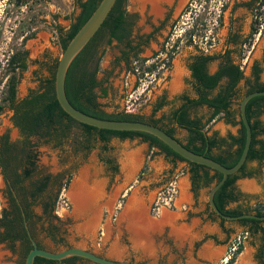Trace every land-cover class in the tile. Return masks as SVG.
<instances>
[{
  "label": "rangeland",
  "instance_id": "374dc122",
  "mask_svg": "<svg viewBox=\"0 0 264 264\" xmlns=\"http://www.w3.org/2000/svg\"><path fill=\"white\" fill-rule=\"evenodd\" d=\"M195 1L199 11L208 2L207 0ZM222 2L223 0H210L212 11L210 17L216 19L215 9L219 8V3ZM198 3L201 6H198ZM78 11L79 7L76 0H0V104L4 95L5 83L10 74L6 70V60L12 51L20 46L27 50V68L19 75L16 84V97L19 98L29 90L37 88L39 82L49 75L51 65L57 61L62 50L55 25L63 32L66 31ZM210 23H213V20H210ZM185 26L181 25V27ZM210 29V36L213 38L210 42L214 44L211 52H216L223 41V30L220 29V25L215 24L210 25ZM31 32L32 35L29 36ZM27 35L29 37H26L22 42V37ZM168 44H171V40L168 41ZM151 47L157 48L153 42L148 43L139 57L128 64L123 61L115 64L114 60L118 56L119 45L114 40L100 47L101 58L96 80L103 81L102 87L105 88L106 95L98 97L97 101L104 110L125 111L126 92L129 88L135 87L138 82L142 83L139 90L145 85H147V89L143 90V93L133 102L132 107L134 109L128 112L149 115L152 106L162 97L164 103L154 114V117L167 115L171 106L177 104L176 93L178 90L189 96L194 95L191 78L184 67L187 56L191 52L195 53L196 47L193 44L180 43L179 48L173 54L165 56L162 53L159 56L162 59L158 63H153L152 58L149 57ZM257 52L258 50L255 49L252 57L257 56ZM141 58L145 60H141ZM216 62L213 60L208 65L209 72L214 69ZM133 67L136 68V71ZM179 70L181 73L177 76ZM246 72L247 70L244 68V76H246ZM126 76L128 78L127 85L124 84ZM138 77H140L139 81L137 80ZM174 78H179V85H173ZM238 87L243 91L242 81L238 83ZM95 93L96 95L99 94L98 88H95ZM230 109L233 113V120L236 121L239 116L237 103L234 102ZM10 113L6 107L0 110V134L7 130L10 139H14L18 134L15 127L10 125ZM209 113L210 110L205 106L191 108L189 111L190 116H198L202 120H205ZM260 118L264 120V113L260 115ZM169 125L173 127V135L185 142L186 131L174 124ZM237 126V124L226 122L224 116L219 114L208 125L207 134H214L217 138H226L228 134H236ZM32 142L36 144L34 149L36 151L35 164L37 170L50 175L61 171L64 175L63 179L69 177L67 185L58 191L56 197L55 211L59 215V220L50 219L51 223L57 226L55 240H51L40 229L41 226L46 227L49 218L41 215L40 220L35 223L36 237L46 249L56 251L65 246H84V249L105 258L123 259L135 264H210L208 257L204 255V244L208 242L222 243L223 250L213 261L216 263L220 258L227 255L229 248L238 236L242 249L236 254L232 264H261L256 257L261 244V233L245 232L246 228L237 220L224 219L220 221L216 215L210 216L206 199L208 188L205 186L198 187L196 191L192 192L189 207L185 206L183 209L184 211L190 210L189 220L191 217L196 220L195 240H192L191 237L185 241L170 239V231L162 234V229H159L157 230L158 240L153 243V250L143 252L145 250L141 251L133 246L129 238L131 234L128 233L125 225L122 223L124 226H120L116 223V219L112 218L115 210L113 206L118 199L114 189L126 179L121 166L125 164L127 158L132 159L135 156L137 159L135 164L139 160L138 167L128 179L134 180L133 184L140 186L143 193L150 195L151 199H156L160 190L163 191L160 196H168L169 194L165 192V189L168 187V183L176 178L177 193L174 197V201H176L170 207L176 209H181V200H177L180 196L181 187L184 183L186 187H189L190 183L188 165L185 161L166 157L158 148L149 147L147 142L138 137L120 139L116 136H110L106 142H101L95 136L84 135L77 125L69 127L68 133L60 139L58 146H54L53 140L44 142L43 139L33 138ZM85 144L88 145V148H84ZM219 150L216 148L213 153H217ZM107 160L110 163H106ZM246 167L255 171L257 177H239L235 180L233 190L237 196L238 193L241 195L235 201L227 202V209H251L257 203L264 202V159L259 163L249 161ZM82 168H87L85 175L84 172L83 174L80 173ZM83 177L85 186L90 191L94 189L97 193L96 197L88 201L84 208L78 209L71 200L69 192L77 185L79 178L82 179ZM63 179L62 181H64ZM1 186L0 181V189ZM109 198L111 200L107 204L106 201ZM64 200L69 204V208L65 207ZM4 207H6L5 198L0 191V210ZM40 209L39 204L36 205L34 207L35 213L40 214ZM96 215L97 219L92 221L91 219ZM150 216L156 217L153 210ZM89 221L93 227L87 225ZM260 226L264 229V222H261ZM106 231L109 237H107L106 242H102L101 240L107 234ZM115 236L119 237V241L115 239ZM166 237L170 239V243L167 241L163 243L162 239H167ZM58 238L63 240L59 242L57 241ZM96 242L99 243L98 246L94 245ZM115 243L117 248L128 247L129 250H121L115 254L109 252L108 248ZM261 260L264 263V250ZM18 261V243L14 242L9 245L7 242H0V263L18 264ZM74 264L96 263L88 260H75Z\"/></svg>",
  "mask_w": 264,
  "mask_h": 264
},
{
  "label": "trees",
  "instance_id": "16d2710c",
  "mask_svg": "<svg viewBox=\"0 0 264 264\" xmlns=\"http://www.w3.org/2000/svg\"><path fill=\"white\" fill-rule=\"evenodd\" d=\"M98 2L99 0H76L79 11L68 29L63 32L62 29L55 25L61 49L64 48L67 41L88 18ZM124 3L125 0L114 1L100 27L69 63L63 85L66 99L75 109L88 115L109 120H137L150 123L163 129L173 137H175L173 135V127L168 126V124L175 123L179 128L186 131L185 142L175 137L184 147L197 154L211 158L225 167H231L238 159L244 142V128L240 118L234 121L233 113L230 110L234 102L238 105V94L235 91V85L242 77L239 64L227 61L223 65H218L217 69L210 73L207 71L206 65L208 61L216 56L212 54L193 55V61L188 64V69L192 79L191 85L194 97L181 96V104L170 113L168 118L162 116L154 117L155 112L163 104V100L158 101L152 107L149 115L125 112L123 110L106 111L97 101L98 97L106 95V90L102 87L103 81L96 80V73L101 58L100 47L103 44H109L112 40H116L118 43L124 41L125 33L122 20ZM30 35H32V32ZM29 36H23L21 41L23 42ZM128 55L127 52L122 51L119 56L115 57V64L119 61H125V64H128L130 62ZM55 64L56 61L51 65L49 75L39 82L37 88L29 90L24 96L18 98L16 97V84L19 75L27 68V50L20 46L14 49L6 60V70L10 74L5 83L0 110L3 107L10 110L9 121L12 126L16 127L18 135L16 138L10 139L7 130L0 134V172L4 180L10 182L7 193L11 202L10 205L1 209L0 242H7L9 245L14 242L18 243V264H23L25 254L32 247L28 231L35 240L37 247L44 248L36 237L35 223L32 218L37 214H35L34 207L39 203L45 194L44 192L48 191L46 189L48 188V179L51 175L37 170L35 164L36 151L34 149L36 144L32 142L33 138L43 139L44 142L53 140L54 146H58L60 139L66 136L69 127L72 125L80 127L84 135L95 136L101 142H106L110 136H116L120 139L138 137L142 141L147 142L149 147L158 148L166 157L177 158L187 163L192 192L201 186L209 188L213 182L218 181L221 177V174L216 170L183 159L149 133L136 130L101 129L73 120L59 107L55 99L53 88ZM95 88L99 89L98 95L95 93ZM254 90H264V83L246 87L245 93ZM263 99L264 95L254 96L246 102L245 116L251 130V139L246 158L235 173L227 175L212 195V200L217 209L224 214L237 215L248 212L264 215V204H258L254 211L226 208L227 202L235 201L238 197L233 190L235 180L240 176L250 174L243 171L245 161L264 158V139L259 138L260 134H264V125L259 127V121L256 119L259 112L252 109V105H260ZM199 106H205L210 110L205 120L189 114L191 108ZM219 114L224 116L226 122L239 126H237L236 134H228L226 138H217L214 134H207L208 125ZM84 148H88V145L85 144ZM216 148L220 149L219 152L213 153ZM107 162L109 161L107 160ZM68 178L67 176L63 182L57 185L55 196H57L61 188L67 185ZM11 188L15 189V196L12 194ZM15 198H17L18 203H16ZM28 198L31 200L29 201ZM53 203L49 212L54 210ZM207 209L210 216L215 215L208 204ZM40 210L41 213L37 214V217L40 218L41 215H45L46 218H49L47 224L51 223L50 219H53V216H49V213L43 207ZM218 218L220 221L224 220L223 218ZM23 221L26 222V228L23 225ZM237 221L246 228L245 232L252 234L261 233V244L256 257L259 263L264 264L261 260L264 250V229L260 226V223L264 222V220L239 218ZM41 228L45 230L49 227L47 225ZM48 235H50L51 240H55L54 236ZM62 240V238H58L57 241L61 242ZM241 249V244H238L228 260L229 264H232L236 254ZM77 258V256H69L61 260H52L36 256L33 264H55L57 261L74 264V260Z\"/></svg>",
  "mask_w": 264,
  "mask_h": 264
},
{
  "label": "flooded vegetation",
  "instance_id": "af4514ba",
  "mask_svg": "<svg viewBox=\"0 0 264 264\" xmlns=\"http://www.w3.org/2000/svg\"><path fill=\"white\" fill-rule=\"evenodd\" d=\"M200 1V0H199ZM205 3V6L202 7L201 11L196 7L197 2L195 0H125L123 7V31L125 33V39L123 42L118 43L114 40L117 45H119L118 56L122 53V51L127 52L128 58L130 61H133L135 58L139 57L143 48L148 45V43L153 42L154 45L157 46L156 49L154 47L150 48V58L153 63H158L162 58L159 56L163 53L165 56L169 54V48H179L180 43H188L193 44L196 47V52L193 53L188 59H190L189 63L193 61V55H211V48L214 47L210 41L213 39L211 35L210 25H220L222 21V15L225 8L228 6L231 0H223L222 3H219V8L216 10V19L210 17L211 6L210 0ZM263 0H240L233 3L230 7V13L238 7L241 9V14L238 17L233 18L236 22L238 20V24L232 27L231 23L233 19L231 15L229 16L230 27L228 31L223 36V41L226 44L231 45L230 48L220 47L222 50L220 53L218 52V56L214 59L208 61L206 68L208 71V65L213 61H217V65L214 71L217 69L218 65L224 64L227 61L233 64H239V68L242 71V77L235 85V91L238 94V103L240 98L245 95L246 87L251 85H255L257 83L263 84L264 80L261 79V72L264 70V9H261ZM193 2V3H192ZM198 6H201L198 3ZM188 9V10H187ZM187 10V11H186ZM215 13V12H213ZM187 15V16H185ZM260 17V20H258ZM237 18V19H236ZM210 20H213V23H210ZM210 24V25H209ZM181 25H186L185 27H181ZM233 28V29H232ZM174 37V38H173ZM171 40V44H168V41ZM246 48V49H245ZM255 49L258 50V55L256 57H252ZM136 54L135 56H133ZM213 55V54H212ZM193 56V57H192ZM142 57V56H141ZM144 58H141L143 60ZM145 60V59H144ZM125 63V61H123ZM250 62V63H248ZM188 63V64H189ZM187 64V68H188ZM249 64V65H248ZM248 65V66H247ZM248 67L249 73L244 76L243 69ZM189 70V69H188ZM209 72V71H208ZM190 74V70H189ZM223 81V79H222ZM242 81L243 91L238 87V83ZM255 91V90H254ZM242 92V93H241ZM263 96V95H260ZM252 109L259 114L256 116V119L259 121V127L264 125V120L260 118V115L264 113V99L261 101L260 105H252ZM191 110V109H190ZM231 110V109H230ZM238 111V105H237ZM239 119V117H238ZM239 127V126H238ZM259 138L264 139V134H260ZM261 160L257 159H249L245 161V165L243 168L244 172H248L250 174L243 175L240 177H257V173L252 169H248L246 167L247 162L255 161L257 163L261 162ZM106 163H110L106 161ZM54 175L48 179V188L43 194V197L37 203L39 207H43L49 213V216L52 215L53 219L56 221L59 220V215L57 211H55L56 197L55 193L57 191V185L60 182H63V173L58 171ZM64 172V171H62ZM239 178V177H238ZM64 180V179H63ZM0 181H1V193L5 198L6 206L10 205L11 202L9 200V196L7 193L8 184L10 182L4 180L1 172H0ZM191 188V186H190ZM234 189V188H233ZM191 190V189H190ZM264 191V185H263ZM12 194L15 196V189L11 188ZM127 191H122L118 194V199H116V203L114 204V213L112 218H115L120 208L117 207V204L124 202ZM241 194L238 193V197ZM16 203H18L17 198H15ZM30 201L31 199L28 198ZM52 202H54V210L49 212ZM154 202V198L150 199L148 203V213L150 214L152 210H154L152 204ZM254 206L251 209L244 208L242 210H250L254 211L257 207ZM66 208H69L67 203H64ZM36 207V206H35ZM245 213V212H244ZM248 213V212H247ZM1 214V210H0ZM36 214V213H35ZM254 214V213H253ZM38 215H34L32 221L36 223L40 220ZM264 220V219H263ZM23 225L26 228V222L23 221ZM48 229L42 230L47 237L50 238L51 234L56 238L55 232L57 230V226L55 224L49 223ZM46 225V226H47ZM29 239L31 237L30 232L28 231ZM99 234V231H98ZM35 241V240H34ZM45 248V247H44ZM99 255V254H98ZM75 260H86L84 258L78 257ZM74 260V261H75ZM89 261V260H88ZM57 263H65L62 261H57ZM210 264H215L211 262Z\"/></svg>",
  "mask_w": 264,
  "mask_h": 264
},
{
  "label": "water",
  "instance_id": "95a60500",
  "mask_svg": "<svg viewBox=\"0 0 264 264\" xmlns=\"http://www.w3.org/2000/svg\"><path fill=\"white\" fill-rule=\"evenodd\" d=\"M114 1L115 0H99L96 7L88 16V18L77 29V31L72 35V37L65 44L64 48L61 50V53L58 56L55 64V69L53 74L54 95L59 107L69 117H71L73 120H75L78 123L90 125L96 128L107 129V130L143 131L155 136L183 159L197 164H201L210 169L216 170L221 174L220 179L211 184L206 194L207 204L216 216L226 220H237L239 218H255V219L263 220L264 215H256L247 212L237 215L224 214L217 209L216 205L212 200V195L214 191L222 184V182L225 180L227 175L235 173L246 158L249 142L251 139V130L248 120L245 116V104L251 97L264 95V90L251 91L243 95L239 100L238 114L244 128V142L241 152L238 156V159L231 167H225L224 165L220 164L219 162L211 158H208L201 154H197L187 149L178 140H176L175 137L166 133L163 129L159 128L158 126L137 120L135 121L109 120V119L94 117L75 109L68 102V100L65 97L64 87H63L66 69L69 63L71 62V60L73 59V57L77 54V52L86 44V42L94 35V33L100 27L102 21L106 17ZM10 125H12L11 122ZM15 130L17 131L16 127ZM128 203H129L128 198L124 202L120 203L119 208L121 212L119 216H122ZM162 208L160 209V211H162ZM159 214L160 212L157 215ZM30 243L32 247L25 254L23 259V264H33V260L36 256L46 259H52V260H61L69 256H77L89 260L96 264H135L132 261H127V260H112L109 258H105L101 255H98L94 252H91L79 246H65L60 250L52 251L46 248L37 247L36 242L32 237H30Z\"/></svg>",
  "mask_w": 264,
  "mask_h": 264
},
{
  "label": "crops",
  "instance_id": "0c3cea01",
  "mask_svg": "<svg viewBox=\"0 0 264 264\" xmlns=\"http://www.w3.org/2000/svg\"><path fill=\"white\" fill-rule=\"evenodd\" d=\"M240 0H235V2H238ZM233 3V0L230 1V3L228 4V6L225 8L224 12H223V15H222V21H221V24H220V29L223 30V36L224 34L228 31V28L230 27V22H229V16L231 15V18H235V17H238V15L241 14V9L236 7L232 13H230V7H231V4ZM229 18V19H228ZM237 19V18H236ZM236 24H238V20H235L233 19L231 25L232 27L235 26ZM233 29V28H232ZM227 48H230L231 45L229 44H226L224 43V41H222L221 43V46L220 47H226ZM222 50H220V48L218 49V51L216 52H211V54L213 55H217L218 52L220 53ZM193 54V52H191L188 56H187V60L185 62V69L186 71L189 73V70L187 68V64L189 63L190 59H188L191 55ZM253 55V54H252ZM258 55V54H256ZM218 56V55H217ZM253 57H256V56H253ZM250 63V62H248ZM216 65H217V62H216ZM215 65V67H216ZM249 65V64H248ZM247 65V66H248ZM214 67V69H215ZM214 69L211 71L213 72ZM245 69L247 70L246 72V75L249 73L248 71V67H245ZM210 72V73H211ZM179 73H181V71L179 70L178 71V75L179 76ZM190 76V74H189ZM191 78V77H190ZM125 82L124 84L127 85V82H128V78L126 76L125 78ZM261 79L264 80V70L261 72ZM191 82H192V79H191ZM180 81H179V78H174V81H173V85H179ZM178 87V86H177ZM183 95H187L186 93H183L182 91L178 90V92L176 93V100H177V104L171 106L169 112L167 115H160L162 117H169L170 116V113L175 110L180 104H181V99L180 97L183 96ZM189 96V95H187ZM189 97H194L193 96H189ZM163 100V103H164V99L161 97L159 101ZM157 103V102H156ZM154 106V105H153ZM152 106V107H153ZM152 109V108H151ZM160 109V108H159ZM158 111V110H157ZM156 111V112H157ZM155 112V113H156ZM158 116V117H160ZM215 119V118H214ZM213 119V120H214ZM212 120V121H213ZM211 121V122H212ZM210 122V123H211ZM174 125H176L175 123H173ZM177 126V125H176ZM178 127V126H177ZM133 155H137V154H133ZM131 155V156H133ZM130 156V157H131ZM139 159V158H138ZM139 161V160H138ZM138 161L136 163V166L132 169V171L130 172V174L126 175V179L124 181H122L121 185L117 186L115 189H114V192L117 193V195L122 192V191H127L128 194L126 195L127 197H125L124 201L127 200V198L129 199V203L126 207V209L124 210L123 214L129 209V207L132 205V203L136 202V203H139L141 209H142V213L144 214L145 218L152 221L153 223L157 224V227L152 229L151 226L148 227L147 229V234H148V237H146V246L145 248L141 245H138L133 239L132 237V233L128 230V228L126 226H124L120 219H121V216L120 215V210L119 212L117 213V216L114 218L116 219V223L120 224V226H124L125 228H127V231L130 235V241L131 243H133V246L143 252H150L153 250V243L157 240H158V234H157V230L159 229H162V234L165 233L166 231H170V235H169V238H173V239H176V240H181V241H185V240H189V237L192 238V240H195V234L197 232H194V227H195V218L194 217H191L190 220L188 219L189 218V215H190V210H183L185 206H188L190 205V199L192 197V191L190 190V183H189V187H186L185 183L183 184V186L181 187V192H180V196H178L177 200L180 201V208H164L159 215H157L156 217H152L150 216V214L148 213V203L151 199V196L149 195H146L145 193H143L142 189L140 186L138 185H134L133 182L134 180H130L128 179L130 177L131 174H133L136 170V168L138 167ZM122 170L124 171V164H122L121 166ZM86 170L87 168H82L80 171V173L83 174L84 172V175L86 173ZM83 175V176H84ZM125 178V177H124ZM237 180V179H236ZM237 183V182H236ZM188 186V185H187ZM130 197V198H129ZM176 201V200H175ZM120 204H118L117 207H119ZM122 214V215H123ZM92 220V219H91ZM87 225H91V221H89L87 223ZM93 227V226H92ZM90 231V230H89ZM225 231V230H224ZM167 232V234H168ZM107 233V231H106ZM108 236V233L105 235V238H103V240H101L102 242H106V239H107ZM118 236H115V239L118 240ZM167 238V237H166ZM167 238V239H162L163 243L164 241H167V242H171L170 239ZM119 241V240H118ZM141 241V239H140ZM219 243V242H217ZM95 246H98L99 243L96 242L94 244ZM79 247H82V246H79ZM84 248V246L82 247ZM96 249V248H95ZM109 249V252L111 251L112 253H118L120 252L121 250H129L128 247H123V248H117V245L115 243V245H112V247L108 248ZM203 249H205V253L204 255L208 257V260L209 262H213L218 256L219 254L222 252L223 250V246H222V243L221 244H214L213 242H208V243H205L204 244V247ZM94 250V249H93ZM95 251V250H94ZM207 252V253H206ZM112 257H116V256H112ZM112 259V258H110ZM112 260H123V259H112Z\"/></svg>",
  "mask_w": 264,
  "mask_h": 264
},
{
  "label": "bare ground",
  "instance_id": "6f19581e",
  "mask_svg": "<svg viewBox=\"0 0 264 264\" xmlns=\"http://www.w3.org/2000/svg\"><path fill=\"white\" fill-rule=\"evenodd\" d=\"M153 1H157V0H153ZM136 160L137 159L135 158V156H133L132 159L130 158L126 159V162L124 164L125 176L128 175L131 172V170L135 167ZM83 179L84 177L82 179L79 178V180L77 181V185L73 188L71 192H69L70 193L69 196L71 200L73 201L75 206H77L78 209L84 208L88 201L96 197V193H97L93 188H92L93 190L90 191V189L85 186L86 185L85 180L83 181ZM100 194L102 193L100 192ZM109 200L111 199L109 198L106 201L107 204ZM96 219H97V215L96 217L92 218V221H95ZM120 221L128 228V230L132 233L133 239H135L134 241L138 245H141L142 248L143 247L145 248L147 243L146 237H148L147 234L148 227L151 226L152 229L157 227V224L145 218L139 203L136 202L132 203L129 209L122 215Z\"/></svg>",
  "mask_w": 264,
  "mask_h": 264
},
{
  "label": "built area",
  "instance_id": "2783aa9c",
  "mask_svg": "<svg viewBox=\"0 0 264 264\" xmlns=\"http://www.w3.org/2000/svg\"><path fill=\"white\" fill-rule=\"evenodd\" d=\"M261 9H264V0L262 1V5L260 7ZM258 20H260V17H258ZM168 50H169V55L173 54L174 51H176V48H169L168 46ZM148 61V60H146ZM153 65V64H152ZM149 67V66H148ZM134 71H136V68L133 67ZM146 73V72H144ZM137 80H140V77L137 78ZM142 85V83L138 82L137 85L135 87L129 88L126 92L125 95V100H124V109L125 112L127 111H131L134 108L132 107L133 102L138 99V96L143 93V90L147 89V85H145L143 88H140V86ZM139 90V91H138ZM166 193L169 194L168 196H160V194H163V191L160 190L157 193L156 199H154V202L152 204L153 208H154V213L157 215L160 212V209L162 207H167L170 208L173 205L174 202V197L177 193V182H176V178H174L173 180H171L168 183V187H166L165 189ZM64 203L65 200H64ZM239 244V238L238 236L235 238L232 246L229 248L227 255L223 256L222 258H220L215 264H229L228 260L230 258V256L232 255V253L234 252V250L237 248Z\"/></svg>",
  "mask_w": 264,
  "mask_h": 264
}]
</instances>
